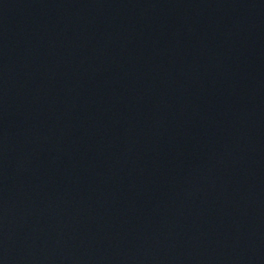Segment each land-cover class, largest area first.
<instances>
[{
    "label": "water",
    "instance_id": "1",
    "mask_svg": "<svg viewBox=\"0 0 264 264\" xmlns=\"http://www.w3.org/2000/svg\"><path fill=\"white\" fill-rule=\"evenodd\" d=\"M0 264H264V0H0Z\"/></svg>",
    "mask_w": 264,
    "mask_h": 264
}]
</instances>
